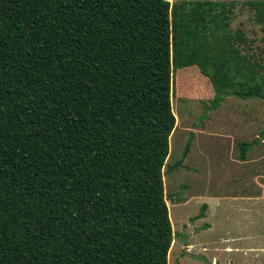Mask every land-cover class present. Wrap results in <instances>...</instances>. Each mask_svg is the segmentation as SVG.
<instances>
[{"label": "trees", "instance_id": "1", "mask_svg": "<svg viewBox=\"0 0 264 264\" xmlns=\"http://www.w3.org/2000/svg\"><path fill=\"white\" fill-rule=\"evenodd\" d=\"M239 2L264 31V0H0V264H169L173 99L264 100Z\"/></svg>", "mask_w": 264, "mask_h": 264}, {"label": "rangeland", "instance_id": "2", "mask_svg": "<svg viewBox=\"0 0 264 264\" xmlns=\"http://www.w3.org/2000/svg\"><path fill=\"white\" fill-rule=\"evenodd\" d=\"M231 28L264 53V31L244 2ZM185 91L173 99L177 126L164 169L190 146L183 167L164 176L175 233L169 264H264V100L230 96L214 109L204 92ZM242 143L253 144L245 159Z\"/></svg>", "mask_w": 264, "mask_h": 264}, {"label": "water", "instance_id": "3", "mask_svg": "<svg viewBox=\"0 0 264 264\" xmlns=\"http://www.w3.org/2000/svg\"><path fill=\"white\" fill-rule=\"evenodd\" d=\"M190 146L188 145L185 153L183 155V158L181 161H179L177 164H175L174 166H172L170 169H168L166 172L163 173V176H166L168 174H170L171 172H173L174 170H176L177 168H181L187 158L188 152H189Z\"/></svg>", "mask_w": 264, "mask_h": 264}, {"label": "crops", "instance_id": "4", "mask_svg": "<svg viewBox=\"0 0 264 264\" xmlns=\"http://www.w3.org/2000/svg\"><path fill=\"white\" fill-rule=\"evenodd\" d=\"M247 39H248V38H247ZM248 43L250 44V41H249V40H248ZM249 44H248V45H249ZM249 46H250V45H249ZM249 49L251 50V46L249 47ZM228 250H230V249H228ZM217 264H219V263H217Z\"/></svg>", "mask_w": 264, "mask_h": 264}, {"label": "flooded vegetation", "instance_id": "5", "mask_svg": "<svg viewBox=\"0 0 264 264\" xmlns=\"http://www.w3.org/2000/svg\"><path fill=\"white\" fill-rule=\"evenodd\" d=\"M183 167V166H182Z\"/></svg>", "mask_w": 264, "mask_h": 264}]
</instances>
